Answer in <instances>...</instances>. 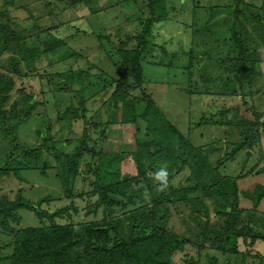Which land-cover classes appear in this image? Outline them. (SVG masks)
<instances>
[{
    "label": "trees",
    "instance_id": "1",
    "mask_svg": "<svg viewBox=\"0 0 264 264\" xmlns=\"http://www.w3.org/2000/svg\"><path fill=\"white\" fill-rule=\"evenodd\" d=\"M168 1L142 0L139 8L136 2L129 7L131 14L128 20L131 29H119L124 32L121 34L123 37L118 38L119 43L115 45L125 69L120 71L117 77H110L109 84H105L111 87V95L103 103L101 110L94 115V119L90 118V122L88 119L84 120L87 129L88 126H93L100 130L98 138L101 140H105L107 128L111 125L136 127L132 150H128V144H123L113 151H93L98 154V163L94 169L93 189L86 196L96 197V200L88 212L96 213L101 209L107 218L114 213L116 206L126 208L140 203L150 207L151 216H146V219L151 222V230H148L147 234L118 239L116 236L119 235L109 233L111 226H100L94 222L87 225L85 237H81L72 222L56 220L65 215L70 219L72 211H77L74 203L49 212L42 207V202L47 201V198H41L39 202L34 203L23 195L22 188L15 193L11 190L8 194L1 193L0 188V229L11 237L12 252L9 264H173L175 255L184 252L186 247L194 251V255L185 254L183 261L186 264H220L219 258L212 255L211 251L226 258L227 264H232L230 258H234L235 264H247L249 258L259 259V264H264V252L258 249L262 247L264 251V213L263 216L258 214V207L264 199V184H258L254 190H241L236 178L248 173L233 177L221 171L225 163L233 161L240 150H251L254 147L260 138V119L263 114L257 112L253 106L247 107L248 111L252 110V114L249 112L252 117H247L246 110V116L242 115L239 120L240 125L233 123L235 127H244L241 139L232 143L229 141L233 148L226 151L224 157L212 162L209 156L219 151V148L216 145L206 147L192 143L190 138L185 137L164 117L155 100L144 88L147 80L143 61L149 57L155 46L154 26L170 17L171 8ZM76 2L77 0H73V3ZM238 5L235 10L230 11L238 20L229 28L230 50L226 57L219 59L223 63L220 64L223 67L220 70L226 72V76L221 77V73L218 80H221L225 92H235L237 88H231L230 85L240 84L238 87L242 88L241 92H244L246 98L251 95L250 91H244L250 84V72L246 69L248 49L238 19L243 13ZM251 15L260 19L257 15ZM56 28L57 26L54 29ZM7 29L10 28L0 23V32ZM9 32L0 33V59L8 54L5 57L6 63L0 64V138L4 143L7 142L4 147L6 150L1 151L4 155L0 158L3 160L0 164V177L13 175L23 180L22 169L36 168L46 173V169L50 168L49 163L42 162L38 165L35 160L42 156L43 151H47L53 153L57 160H64L63 168H59V178L66 189V195L73 200L68 187L78 173L87 133L75 151L66 154L56 147L54 136L51 134V120L43 118L42 124L46 125L43 130L37 131L42 140L40 145H23L18 136V128L34 116L35 108L41 101L24 86L15 88V79L23 74L24 66L27 68L26 72L36 71L37 61L43 53L48 54L61 47H67L68 43L48 29L37 32L35 37L40 42L31 41V45L24 44L29 41L28 37L22 38L14 30ZM42 34L43 38L40 37ZM159 47L163 56L159 61L150 62L163 66L174 64L178 53L169 52L165 44ZM71 51L76 56L80 55ZM186 54L190 56L192 67L191 64L196 63L193 61L196 57L192 50ZM151 57L153 58V55ZM164 57L171 58L169 63H165ZM88 68L56 74V77L65 79L60 89L70 90L73 82H78L83 87ZM192 73L188 67V74L191 76ZM14 91L16 95L13 94ZM187 92L202 94L194 87L189 88ZM243 104H246V100ZM227 110L230 109H221L217 114L225 118ZM85 113L86 109L82 113L74 109L71 111L72 119L83 120ZM140 120L145 122L143 133H140ZM207 121L208 118H204L201 122ZM209 121L223 125L231 120L225 118L220 121L214 115ZM64 141L70 142V139L65 138ZM224 144L227 145V141ZM128 156L131 163H128ZM161 169L167 171L164 182L156 178ZM184 169L189 171L187 180L190 184L182 187L170 185L173 177ZM257 173H264V165ZM242 197L251 202L250 207L241 206ZM209 200L213 204L212 209ZM182 204L190 207V213L186 217H180L185 230L179 233L170 223L174 215L173 209ZM21 208L33 211L41 224L15 227L22 220L19 213ZM134 221L141 222L142 219L137 217ZM134 223L132 232L138 233L139 225L137 227V223Z\"/></svg>",
    "mask_w": 264,
    "mask_h": 264
},
{
    "label": "rangeland",
    "instance_id": "2",
    "mask_svg": "<svg viewBox=\"0 0 264 264\" xmlns=\"http://www.w3.org/2000/svg\"><path fill=\"white\" fill-rule=\"evenodd\" d=\"M141 1L77 0L73 3V0H0V23L10 28L0 32L1 34H9V31L14 30L20 37H28L29 41L24 44L31 45V41L40 42L35 37L37 32L48 29L68 43L67 47H61L48 54L43 53L37 61L36 71L26 72L27 68L24 66L23 74L15 79L16 89L24 86L41 101L35 108L34 116L18 128L21 142L28 147L40 145L42 140L37 131L43 130L46 125L42 124L43 118L51 120V134L54 136L56 147L66 154H72L87 133L78 173L68 187L73 200L66 195V189L59 178V168H63L64 160H57L53 153L47 151H43L42 156L35 160L38 165L42 162L49 163L50 168L46 169V173L36 168L22 169L23 180L13 175H3L0 177L1 193L8 194L11 190L15 193L22 188L23 195L34 203L39 202L41 198H47V201L42 202V207L49 212L74 203L77 211H72L70 219L65 215L56 220L72 222L81 237H85L87 225L94 222L100 226H111L109 233L119 235L116 236L118 239L147 234L152 227L150 220L146 219V216L150 215V207L140 203L126 208L119 205L111 216L105 218L101 209L96 213L88 212L96 197L86 196L93 189L94 169L98 163V154L93 151H113L123 144H128V150H132L135 142L134 125H111L107 128V137L101 140L98 138L100 130L93 126H88L87 129L84 120L88 119L90 122L94 119V115L101 110L103 103L111 95V87L105 84H109L110 77H117L120 71L125 69L115 45L119 43L118 38L123 37L122 31L131 29L128 20L131 14L129 7L136 2L139 8ZM168 3L171 8L170 17L154 26L155 46L149 57L143 61L147 80L144 88L155 100L164 117L185 137L190 138L192 143L206 147L216 145L219 148V151L210 154L212 162L224 157L226 151L233 148L229 141L232 143L241 139L244 127H235L233 123L240 125L239 120L242 115L246 116L247 107L253 106L257 112L262 113L261 134L254 147L251 150H240L235 159L225 163V167L221 169L224 174L233 177L248 173L236 178L238 186L241 190H254L258 184H264V173H257L264 165V0H169ZM237 5L243 13L238 19L248 49L246 69L250 72V84L244 91H250L251 95L246 98L244 92H241L242 88L238 87L240 84L230 85L231 88H237L235 92H225L221 80H218L221 73V77L226 76V72L220 70L223 67L219 59L226 57L230 50L229 28L234 22H238L230 11L235 10ZM251 13L260 19H255ZM40 37L43 38L44 34ZM163 44L169 52L178 53L172 65L163 66L150 62L159 61L163 56L159 47ZM71 50L80 55L76 56ZM191 50L196 57L193 59L196 63L191 64L192 67L194 65L193 69L190 67V56L186 54ZM7 55L6 53L2 56L0 64L6 63ZM164 59L165 63L171 60L170 57ZM188 67L193 71L191 76L188 74ZM86 68L88 69L83 87L78 82H73L70 90L60 89L65 79L56 77V74ZM191 86L202 94L187 92ZM13 94L16 95V92ZM245 100L246 104H243ZM83 108L86 109L83 120L72 119L71 111L76 109L82 113ZM224 108L230 109L225 112V118L231 121L223 125L209 121L214 115L217 120H225L223 115L217 114ZM60 112L64 114L59 115ZM249 112L252 114V110L248 111L247 116L251 118ZM204 118H208L207 123L201 122ZM139 124L140 133H143L145 122L140 120ZM65 138H69L70 142H65ZM226 141L227 145L224 144ZM6 145L7 142L4 143L0 138V158L4 155L1 151L6 150ZM2 163L3 160H0V164ZM128 163H131V159ZM188 176L189 171L184 169L173 177L170 185L187 186L190 184ZM209 205L212 209L211 201ZM241 206L250 207L251 202L242 197ZM173 212L170 225L176 232L181 233L185 227L180 217H186L190 213V207L182 204L177 209L174 208ZM258 212L259 216H263L264 199L258 207ZM19 213L22 220L15 227L41 224L33 211L21 208ZM137 217H141L142 221H134ZM134 222L137 227L139 225L138 233L132 232ZM258 249L264 252L262 247ZM11 252V237L0 229V264L10 263ZM185 254L194 255V251L186 247L184 252L175 255L173 264H186L183 261ZM211 254L219 258L220 264H227V259L219 253L211 251ZM230 260L235 264L234 258ZM247 264H259V259L249 258Z\"/></svg>",
    "mask_w": 264,
    "mask_h": 264
},
{
    "label": "clouds",
    "instance_id": "3",
    "mask_svg": "<svg viewBox=\"0 0 264 264\" xmlns=\"http://www.w3.org/2000/svg\"><path fill=\"white\" fill-rule=\"evenodd\" d=\"M167 177V171L166 169H161L157 174H156V178L158 180H161L162 182H164L166 180Z\"/></svg>",
    "mask_w": 264,
    "mask_h": 264
}]
</instances>
